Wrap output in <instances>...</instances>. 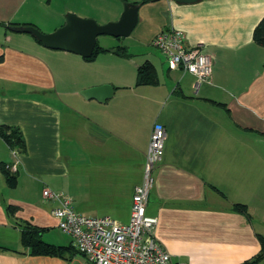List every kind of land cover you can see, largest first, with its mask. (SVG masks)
I'll use <instances>...</instances> for the list:
<instances>
[{"label":"crops","instance_id":"crops-1","mask_svg":"<svg viewBox=\"0 0 264 264\" xmlns=\"http://www.w3.org/2000/svg\"><path fill=\"white\" fill-rule=\"evenodd\" d=\"M53 1L0 0V127H18L26 143L21 153L0 136V264H74L77 255L33 256L22 245L18 222L43 233L58 227L45 189L70 198L79 214L128 224L156 123L167 139L147 215L158 219L156 238L173 263L254 260L264 238V49L253 31L264 0L131 2L150 47L177 29L213 62L210 81H199L181 70L160 74L150 52L144 63L158 82L141 85L144 63L127 47L129 57L116 53L122 46H101L107 51L87 60L13 31L33 25L49 34L68 12L104 15L90 0ZM3 168L17 177L15 187Z\"/></svg>","mask_w":264,"mask_h":264},{"label":"built area","instance_id":"built-area-1","mask_svg":"<svg viewBox=\"0 0 264 264\" xmlns=\"http://www.w3.org/2000/svg\"><path fill=\"white\" fill-rule=\"evenodd\" d=\"M153 45L165 56L169 69L194 75L199 81H210L213 62L205 46L187 47L183 31L164 30L155 37ZM166 139V128L156 123L150 137L143 181L135 187L131 218L126 225L106 216L79 214L73 209L70 198L44 190V197L57 203L52 213L58 227L72 238L85 264H174L156 238L158 219L147 215L155 170L164 156Z\"/></svg>","mask_w":264,"mask_h":264},{"label":"water","instance_id":"water-1","mask_svg":"<svg viewBox=\"0 0 264 264\" xmlns=\"http://www.w3.org/2000/svg\"><path fill=\"white\" fill-rule=\"evenodd\" d=\"M178 3H194L198 0H173ZM139 22V6L126 4L124 11L117 21L100 25L91 18H82L69 13L63 26L53 33H43L37 27L28 25L14 28L20 34H30L48 49L75 53L84 58L94 55L98 44V37L109 35L116 38L128 37L132 34ZM110 88V87H106Z\"/></svg>","mask_w":264,"mask_h":264},{"label":"trees","instance_id":"trees-1","mask_svg":"<svg viewBox=\"0 0 264 264\" xmlns=\"http://www.w3.org/2000/svg\"><path fill=\"white\" fill-rule=\"evenodd\" d=\"M0 26H4L0 22ZM253 40L254 42L264 48V17L258 23L253 31ZM107 49L102 48L97 44L94 55L91 58H86L87 60H93L99 53L106 52ZM116 53L129 57L130 55L127 52L126 48H120ZM158 82V75L155 67L150 63L146 62L141 65L138 69V84H156ZM214 104L223 105L221 103H216L211 101ZM0 136L12 149H17L19 152H26V143L22 134V131L18 127L2 126L0 127ZM3 171L6 175L8 183L11 187H15L17 183V177L11 175L7 170L3 168ZM241 212L246 213L244 206L239 208ZM16 212L15 208H12L10 214L14 215ZM18 225L21 229V240L23 247L28 250L30 255L33 256H53V257H62L67 259H72L79 254L78 250L70 244L68 246H57L45 242L42 239V234L44 229L36 227L28 222H18ZM262 250L252 261H247L244 264H259L264 261V238L261 237ZM6 249V248H3Z\"/></svg>","mask_w":264,"mask_h":264},{"label":"rangeland","instance_id":"rangeland-1","mask_svg":"<svg viewBox=\"0 0 264 264\" xmlns=\"http://www.w3.org/2000/svg\"><path fill=\"white\" fill-rule=\"evenodd\" d=\"M57 0L53 1V4ZM136 0H90V3L92 5L101 4L103 12L101 11L103 17L101 20H96L100 25L107 24L109 22L117 21L122 12L124 11L126 4H131V2ZM105 7V10L103 9ZM69 13L74 12H68L65 14V20L66 16ZM77 14V13H74ZM79 16V15H78ZM81 17V16H80ZM84 18V17H82ZM92 19V18H91ZM146 26L144 24H138L132 34L128 37H120L116 38L109 35H102L98 37V45L103 47H127L129 52L134 55L133 59L137 60L140 64H143L146 60L150 58V52L154 53L156 55L157 63L159 64V73H165L167 75L168 71V64L166 61L165 56L156 48L150 47V41L148 42V34L145 32ZM264 49V48H262ZM158 68V67H157ZM172 75H174L172 73ZM42 239L45 242H49L50 244L55 245H68L72 242V238L64 233L59 227L52 228L48 230L47 232L42 234ZM82 255L79 254L74 259V264H80V261L83 262Z\"/></svg>","mask_w":264,"mask_h":264}]
</instances>
